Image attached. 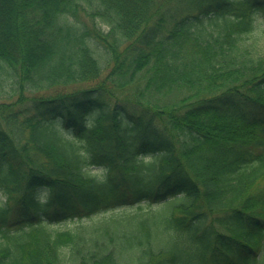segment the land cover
Returning a JSON list of instances; mask_svg holds the SVG:
<instances>
[{
	"label": "trees",
	"instance_id": "1",
	"mask_svg": "<svg viewBox=\"0 0 264 264\" xmlns=\"http://www.w3.org/2000/svg\"><path fill=\"white\" fill-rule=\"evenodd\" d=\"M263 22L0 0V264H264Z\"/></svg>",
	"mask_w": 264,
	"mask_h": 264
},
{
	"label": "rangeland",
	"instance_id": "2",
	"mask_svg": "<svg viewBox=\"0 0 264 264\" xmlns=\"http://www.w3.org/2000/svg\"><path fill=\"white\" fill-rule=\"evenodd\" d=\"M250 36H251V39H253V38H256L257 39V38H259L260 39L259 40V46H260V48H264V22L260 26L259 32L257 33V32L254 31V32L251 33ZM5 198H6L5 194L2 191H0V203L2 201H4ZM70 225H72V223H67L66 224V226H70ZM5 241H6L5 238L0 235V243L1 242H5ZM11 243H12V241H11Z\"/></svg>",
	"mask_w": 264,
	"mask_h": 264
}]
</instances>
